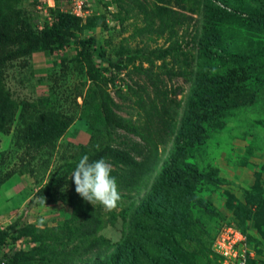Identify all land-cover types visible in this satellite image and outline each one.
Here are the masks:
<instances>
[{
    "label": "rangeland",
    "instance_id": "obj_1",
    "mask_svg": "<svg viewBox=\"0 0 264 264\" xmlns=\"http://www.w3.org/2000/svg\"><path fill=\"white\" fill-rule=\"evenodd\" d=\"M86 1L78 24L69 21L67 43L6 69L16 110L0 132V223L30 240L19 264H222L229 226L247 238L239 251L245 264H264V0ZM63 2L19 6L39 30L50 6L70 10L73 1ZM81 41L98 81L87 74ZM97 83L123 118L144 123L138 103L158 107L165 140L146 183L119 189L112 211L96 204L101 227L77 243L78 218L61 200L39 204L34 192L65 189L66 175L93 147L145 152L139 137L107 123ZM46 119L66 128L34 182L16 167L26 130ZM84 145L88 153L79 152ZM104 159L114 170L124 166Z\"/></svg>",
    "mask_w": 264,
    "mask_h": 264
},
{
    "label": "trees",
    "instance_id": "obj_2",
    "mask_svg": "<svg viewBox=\"0 0 264 264\" xmlns=\"http://www.w3.org/2000/svg\"><path fill=\"white\" fill-rule=\"evenodd\" d=\"M20 1L0 0V132L9 130L16 110L11 97V90L6 85L8 65L13 61L21 62L23 65L26 58H29L34 51L63 46L73 32V28L69 27V21L73 20L78 24V18H81L70 12L62 11L59 4H56V7L49 8L53 19L51 24L44 23L43 29L39 31L36 25H31L25 19L24 12L19 6ZM57 1L60 3L63 0ZM88 40L91 41L92 39ZM80 56L86 63L88 76L92 80L98 81L88 45H85L83 41H81ZM141 68L138 69L141 70ZM97 87L107 123L139 137L145 147V152L141 155V158H137L126 149L109 145L100 149L93 147L90 153H88L90 149L88 146H79V152L82 150L88 153L91 160L105 157L116 159L124 165L120 171L113 169L112 172V175L117 178L118 189L137 190L146 183L152 169L160 160L158 147L165 140L164 135L159 134L156 130V127L161 129L158 119L161 118V122H163L160 110L156 106H147L144 102L138 103L144 111V123L123 118L117 115L110 106L106 89L99 83H97ZM41 103L44 104L43 101ZM65 128L66 123L57 119H46L40 125L31 123L24 134L26 137L25 146L19 156L16 172L27 173L34 182H37L40 176L48 170L53 155L56 151H59V138ZM29 133L32 134L29 135ZM33 160L35 161L33 162ZM73 168L69 171L70 175L65 177V189L61 190L49 184L40 185L34 192V198L38 200L39 204H41L39 202L40 198H44L46 204L61 200L69 208L70 216L79 220L75 227L74 238H77V243H80L93 236L101 227L102 219L96 207L86 202L76 193L74 181L71 179V175L75 170ZM130 207L131 204L127 205L126 210ZM123 216L125 217V213ZM9 228L12 229L13 226L11 225ZM5 234L4 230L0 231V241ZM21 253L23 252L13 254L10 257L5 256L6 261L4 264L21 263L19 261L20 257L17 256Z\"/></svg>",
    "mask_w": 264,
    "mask_h": 264
},
{
    "label": "clouds",
    "instance_id": "obj_3",
    "mask_svg": "<svg viewBox=\"0 0 264 264\" xmlns=\"http://www.w3.org/2000/svg\"><path fill=\"white\" fill-rule=\"evenodd\" d=\"M63 1V3H66L68 0ZM49 8H54V5L50 6ZM49 8L47 16L49 19V24H51L53 19L50 15ZM46 9L47 8H45V10ZM62 11H67L81 17V15L71 12L69 9H62ZM37 27L39 30L43 29V23ZM112 172V165L104 158L91 160L87 154L82 155L71 175V179L75 184L76 193L86 202H89L94 206L96 204H100L107 211L114 210L118 206L122 197L118 189L117 178L112 175ZM39 202L41 204H46V200L44 198H40ZM10 226L11 225H9V223H0V231L4 230L6 232L0 241V250L1 245L8 236L12 238L13 242H20L21 246L17 247L16 245L17 248L14 247L10 251L0 254V264L2 261H6L5 256L10 257L13 254L27 251L30 248V240L24 236L14 233L12 229L9 228Z\"/></svg>",
    "mask_w": 264,
    "mask_h": 264
},
{
    "label": "built area",
    "instance_id": "obj_4",
    "mask_svg": "<svg viewBox=\"0 0 264 264\" xmlns=\"http://www.w3.org/2000/svg\"><path fill=\"white\" fill-rule=\"evenodd\" d=\"M72 1L73 2L70 3L71 4L70 11L77 15H80L87 7L86 0H72ZM44 11L46 10L44 9ZM225 233L228 235L226 237L229 242V246L224 249L223 253H221L226 257V261L223 262L222 264H245V258H243V255L239 251L246 252V249L244 247V244L247 240L246 236L243 235L242 231H240L234 226L233 227L229 226L225 230ZM16 245L17 247H20L21 243L20 242L16 243V241L13 242L12 238L8 236L4 240V243L1 245L0 254L10 251L12 248L16 247ZM1 264H4V261H2Z\"/></svg>",
    "mask_w": 264,
    "mask_h": 264
}]
</instances>
